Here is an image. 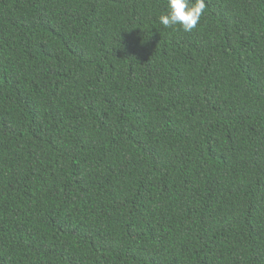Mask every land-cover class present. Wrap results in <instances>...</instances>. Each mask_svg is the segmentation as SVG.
Segmentation results:
<instances>
[{"label":"trees","instance_id":"1","mask_svg":"<svg viewBox=\"0 0 264 264\" xmlns=\"http://www.w3.org/2000/svg\"><path fill=\"white\" fill-rule=\"evenodd\" d=\"M166 10L0 0V264H264V0Z\"/></svg>","mask_w":264,"mask_h":264},{"label":"clouds","instance_id":"2","mask_svg":"<svg viewBox=\"0 0 264 264\" xmlns=\"http://www.w3.org/2000/svg\"><path fill=\"white\" fill-rule=\"evenodd\" d=\"M205 11V0H167V10L159 16L165 28L179 26L184 32L197 27Z\"/></svg>","mask_w":264,"mask_h":264}]
</instances>
